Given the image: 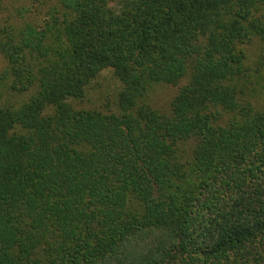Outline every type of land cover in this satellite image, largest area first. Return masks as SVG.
<instances>
[{
  "label": "trees",
  "instance_id": "1",
  "mask_svg": "<svg viewBox=\"0 0 264 264\" xmlns=\"http://www.w3.org/2000/svg\"><path fill=\"white\" fill-rule=\"evenodd\" d=\"M251 47L264 0H0V264H264Z\"/></svg>",
  "mask_w": 264,
  "mask_h": 264
},
{
  "label": "rangeland",
  "instance_id": "2",
  "mask_svg": "<svg viewBox=\"0 0 264 264\" xmlns=\"http://www.w3.org/2000/svg\"><path fill=\"white\" fill-rule=\"evenodd\" d=\"M258 55V49L251 47L249 66H252L255 71L264 70L262 67L263 65L259 62ZM3 65V59L0 56V69ZM95 86L91 91L90 96H88L85 101L77 103V108H101L102 110H105L102 106L106 105L107 101H109L113 107L115 96L120 88V85L114 78L113 73L110 70L104 71L97 81H95ZM257 87L258 98H260L261 101H264V81L262 80ZM178 90L179 86L159 85L155 87L150 95L152 107L162 112H169L171 103L178 93Z\"/></svg>",
  "mask_w": 264,
  "mask_h": 264
}]
</instances>
